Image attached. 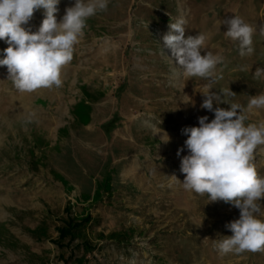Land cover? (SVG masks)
Here are the masks:
<instances>
[{
  "label": "rangeland",
  "instance_id": "rangeland-1",
  "mask_svg": "<svg viewBox=\"0 0 264 264\" xmlns=\"http://www.w3.org/2000/svg\"><path fill=\"white\" fill-rule=\"evenodd\" d=\"M74 2L60 0L58 21ZM234 15L257 29L250 56L224 34ZM181 17L185 38L207 35L202 54L223 56L222 79L185 77L170 58L162 37ZM43 18L37 10L28 27ZM262 26L264 0H108L87 20L61 87L20 93L0 66V264H264V252L221 256L213 240L232 235L225 225L239 210L172 177L184 179L183 129L214 118L201 108L208 87L230 88L245 107L264 93V77L254 79ZM7 46L0 40V58ZM248 116L264 122V109ZM254 162L264 176V146Z\"/></svg>",
  "mask_w": 264,
  "mask_h": 264
},
{
  "label": "clouds",
  "instance_id": "clouds-1",
  "mask_svg": "<svg viewBox=\"0 0 264 264\" xmlns=\"http://www.w3.org/2000/svg\"><path fill=\"white\" fill-rule=\"evenodd\" d=\"M59 3L60 0H0V40L8 45L0 66H6L7 79L20 93L61 87L63 68L73 60L87 20L108 7V0H75L58 21ZM40 9L44 10V18L33 32L28 25ZM186 23L185 18H178L162 37L170 58L185 77L213 83L222 79L216 69L223 63V56L210 51L202 54L207 35L198 33L185 38ZM222 24L227 25L225 36L238 42L239 55H252L257 29L236 15L224 19ZM259 32L264 35V26ZM239 70L247 71L248 66L241 65ZM261 77L264 68L257 67L254 79ZM211 89L202 93L201 108L214 113V118L209 122L208 116H201L199 126L183 129L188 150L180 165L184 179L181 182L172 177L189 193L206 195L208 202L223 201L239 210V218L225 225L232 235L213 240V247L221 256L264 252V176L254 162L258 149L264 146V122L246 124L248 113L264 109V93L251 96L245 107L229 101L236 95L230 88L218 92ZM33 117L35 113H29L26 123H32Z\"/></svg>",
  "mask_w": 264,
  "mask_h": 264
},
{
  "label": "trees",
  "instance_id": "trees-1",
  "mask_svg": "<svg viewBox=\"0 0 264 264\" xmlns=\"http://www.w3.org/2000/svg\"><path fill=\"white\" fill-rule=\"evenodd\" d=\"M67 231H68V229H66V230H65V229H61V230L59 231V236H61V237H65Z\"/></svg>",
  "mask_w": 264,
  "mask_h": 264
}]
</instances>
